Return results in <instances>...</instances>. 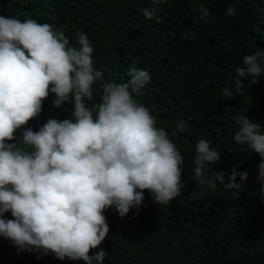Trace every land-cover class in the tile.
Segmentation results:
<instances>
[{
	"label": "clouds",
	"instance_id": "1",
	"mask_svg": "<svg viewBox=\"0 0 264 264\" xmlns=\"http://www.w3.org/2000/svg\"><path fill=\"white\" fill-rule=\"evenodd\" d=\"M164 2L152 0L151 9L141 10L144 17L159 22L155 6ZM198 7L197 19L207 23L209 9ZM226 14L235 16L236 9L229 6ZM75 39L78 46L70 44L62 28L0 16V237L18 251L103 264L108 253L99 246L109 233L105 211L114 209L123 218L131 209L139 210L145 191L154 204H169L185 187L183 156L168 132L157 127L150 108L137 99L150 73L133 62L127 82L105 80L93 66L88 36L80 31ZM262 61L260 50L243 57L244 66L233 80L237 93L243 92L242 78L259 82ZM97 82L101 95L89 106ZM220 92L233 98L229 87ZM50 94L52 108L72 106L70 117L48 118L34 131L28 124L41 115ZM233 119L238 126L234 141L260 158L257 181L264 202L261 125L245 113ZM187 127L185 121H177L172 135ZM219 160L211 142L199 139L191 179L201 189L216 190L219 182L238 195L244 185L236 183V177L246 181L248 172L233 169L226 182L223 171L209 167ZM205 195L203 190L198 193L199 198ZM5 213L12 218H5ZM92 250L97 251L90 254Z\"/></svg>",
	"mask_w": 264,
	"mask_h": 264
},
{
	"label": "trees",
	"instance_id": "2",
	"mask_svg": "<svg viewBox=\"0 0 264 264\" xmlns=\"http://www.w3.org/2000/svg\"><path fill=\"white\" fill-rule=\"evenodd\" d=\"M200 4L210 11L207 23L197 19ZM229 6L236 9L235 16L226 14ZM152 7V0H0V16L62 28L75 46L76 34L83 31L94 48L93 66L105 80L127 82L133 62L150 73L137 99L150 108L157 127L168 132L183 156L185 187L167 205L154 204L145 191L139 210L131 209L123 218L114 209L105 211L109 233L99 246L108 253L103 264H264L260 158L234 141L238 126L233 119L245 113L264 134V74L256 84L242 78V93L233 82L236 70L244 66L243 57L264 51V0H166L155 6L159 22L146 19L141 11ZM186 32L189 38L182 35ZM223 87L233 92L232 99L221 96ZM93 88L89 106L101 95L99 82ZM53 99L50 94L41 115L28 127L35 131L48 118L70 117L72 106L52 108ZM181 120L187 130L173 136ZM16 135L19 138V131ZM201 138L220 153L219 162L209 167L223 171L226 182L233 169L248 172L246 181L236 177V183L244 185L238 195L219 182L216 190L201 189L191 179L195 145ZM201 190L206 195L199 198ZM5 218L11 219V214L5 213ZM0 264L84 262L18 251L0 237Z\"/></svg>",
	"mask_w": 264,
	"mask_h": 264
}]
</instances>
